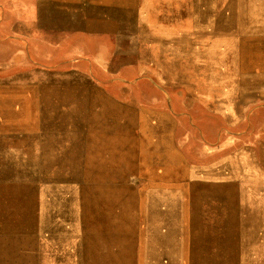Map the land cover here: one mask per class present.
<instances>
[{
	"label": "rangeland",
	"instance_id": "obj_1",
	"mask_svg": "<svg viewBox=\"0 0 264 264\" xmlns=\"http://www.w3.org/2000/svg\"><path fill=\"white\" fill-rule=\"evenodd\" d=\"M0 191V261L264 264V0H0Z\"/></svg>",
	"mask_w": 264,
	"mask_h": 264
},
{
	"label": "bare ground",
	"instance_id": "obj_2",
	"mask_svg": "<svg viewBox=\"0 0 264 264\" xmlns=\"http://www.w3.org/2000/svg\"><path fill=\"white\" fill-rule=\"evenodd\" d=\"M5 150H6V149H5ZM167 157H168V156H167ZM4 159H5V158H4ZM12 171H13V170H12ZM8 172H9V171H8ZM99 186H100V185H99ZM94 189H95V188H94ZM92 191H93V190H92ZM0 192L2 193V191H0ZM92 193H93V192H92ZM25 194H26V193H25ZM96 194H97V193H96ZM92 195H93V194H92ZM94 195H95V194H94ZM23 197H24V196H23ZM91 197H92V196H91ZM221 198H223V197H221ZM94 199H95V198H94ZM94 199H93V200H94ZM184 199H186V198H184ZM221 200H222V199H221ZM178 201H179V200H178ZM207 201H208V200H207ZM216 201H217V200H216ZM91 202H92V201H91ZM93 202H94V201H93ZM93 202H92V204H93ZM95 202H96V201H95ZM185 202H186V201H185ZM97 204H98V203H97ZM97 204H96V205H97ZM245 204H246V203H245ZM187 206H188V205H187ZM187 206H186V207H187ZM242 206H243V205H242ZM186 207H185V208H186ZM201 207H202V206H201ZM202 208H203V207H202ZM248 208H249V207H248ZM1 209H2V208H1ZM204 210H205V209H204ZM225 210H226V209H225ZM259 210L261 211V206H260V209H259ZM186 211H187V210H186ZM201 211H202V209H201ZM218 211H219V210H218ZM218 211H217V212H218ZM262 211H263V209H262ZM169 212H171V211H169ZM203 212H204V211H203ZM219 212H220V211H219ZM255 213H256V212H255ZM170 214H171V213H170ZM170 214H169V215H170ZM207 214H208V213H207ZM218 214H219V213H218ZM256 214H257V213H256ZM175 215H176V214H175ZM204 216H205V215H204ZM261 216H262V214H261ZM182 217H183V216H182ZM262 217H263V216H262ZM207 218H208V216H207ZM259 218H260V217H259ZM168 219H169V218H168ZM222 219H223V218H222ZM226 219H227V218H226ZM223 220H224V219H223ZM242 220H243V219H242ZM250 220H251V219H250ZM168 221H169V220H168ZM172 221H173V220H172ZM172 221H171V222H172ZM175 221H176V220H175ZM175 221H174V222H175ZM208 221H209V220H208ZM211 221H212V220H211ZM218 221H220V220H218ZM218 221H217V222H218ZM174 222H173V223H174ZM217 222H216V223H217ZM173 223H172V224H173ZM263 224H264V223H263ZM67 225H68V224H67ZM168 226H169V225H168ZM175 226H176V225H175ZM242 226H243V225H242ZM245 226H246V225H245ZM137 227H138V226H137ZM186 227H187V226H186ZM246 227H247V226H246ZM169 228H170V226H169ZM177 228H178V227H177ZM175 229H176V228H175ZM178 229H179V228H178ZM243 229H244V228H243ZM173 230H174V229H173ZM179 230H180V229H179ZM167 232H168V231H167ZM169 232H170V231H169ZM185 232H186V231H185ZM241 232H242V231H241ZM171 233H172V231H171ZM174 233H175V232H174ZM178 233H180V232H178ZM178 233H177V234H178ZM175 235H176V234H175ZM179 235H180V234H179ZM208 235H209V234H208ZM169 236H172V235H169ZM177 236H178V235H177ZM210 236H211V235H210ZM109 239H110V238H109ZM178 239L180 240L179 237H178ZM167 240H169V239H167ZM171 240H172V239H171ZM207 240H208V239H207ZM209 240H210V239H209ZM164 242H165V241H164ZM162 244H163V243H162ZM179 244H180V242H179ZM253 244H255V243H253ZM86 245H87V244H86ZM152 245H153V244H152ZM152 245H151V246H152ZM154 245H156V244H154ZM176 245H177V244H176ZM250 245H251V244H250ZM149 246H150V245H149ZM177 247H178V246H177ZM152 248H154V247L152 246ZM152 248H151V249H152ZM208 248H209V247H208ZM175 249H176V248H175ZM179 249H180V248H179ZM149 250H150V249H149ZM89 251H90V250H89ZM97 251H98V250H97ZM179 251H180V250H179ZM96 255H97V254H96ZM179 255H180V254H179ZM7 258H8V259H6V261H0V264H24V262H23V261H24V258H22L20 261H13V260L11 259V257H7ZM170 260H171V259H170ZM178 261H179V259L177 260V262H178ZM106 262H107V261H106ZM169 262H170V261H169ZM95 263H96V262H95ZM170 263H171V262H170ZM171 264H172V263H171Z\"/></svg>",
	"mask_w": 264,
	"mask_h": 264
},
{
	"label": "crops",
	"instance_id": "obj_3",
	"mask_svg": "<svg viewBox=\"0 0 264 264\" xmlns=\"http://www.w3.org/2000/svg\"><path fill=\"white\" fill-rule=\"evenodd\" d=\"M107 65H109L108 63H106ZM101 67V66H100ZM100 69H102V70H104L105 72H107L108 73V75H111V72H110V70L109 69H107L106 68V66H102ZM161 220H163V219H161ZM25 244L26 242H25V240H23V242H22V244ZM6 259H8L7 257H6Z\"/></svg>",
	"mask_w": 264,
	"mask_h": 264
}]
</instances>
